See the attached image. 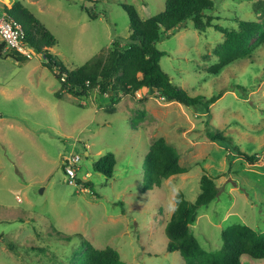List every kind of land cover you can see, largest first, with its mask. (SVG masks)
Instances as JSON below:
<instances>
[{
  "label": "rangeland",
  "instance_id": "obj_1",
  "mask_svg": "<svg viewBox=\"0 0 264 264\" xmlns=\"http://www.w3.org/2000/svg\"><path fill=\"white\" fill-rule=\"evenodd\" d=\"M14 1L53 34L50 53L73 69L105 53L113 41L127 40L129 18L122 4L133 5L145 19L162 11L165 0H0V8ZM253 1L213 0V23L230 29L239 19L259 20ZM222 40L213 27L198 31L186 20L156 43L166 52L161 68L190 95L223 92L208 116L194 106L160 101L151 91L132 96L94 88L81 98L56 97L60 82L41 53L32 50L29 58L16 61L4 46L0 264H77L82 238L98 249H116L124 264H185L178 251H166L164 226L177 190L195 198L201 168L216 178L218 194L198 209L191 225L200 245L218 250L221 231L235 223L264 231V43L251 57L209 73L217 61L212 49ZM206 121L211 131L231 137L230 146L207 138ZM158 137L177 149L187 171L144 190V157ZM232 144L253 154L254 161L240 157ZM107 152L116 158L111 177L92 169ZM70 154L80 157L76 177L90 180L92 189L67 182L63 159ZM243 264H264V259Z\"/></svg>",
  "mask_w": 264,
  "mask_h": 264
},
{
  "label": "trees",
  "instance_id": "obj_2",
  "mask_svg": "<svg viewBox=\"0 0 264 264\" xmlns=\"http://www.w3.org/2000/svg\"><path fill=\"white\" fill-rule=\"evenodd\" d=\"M121 6L129 18L127 40L113 41L112 47L105 53H100L73 69L57 61L50 53L56 39L28 7L20 1H14L10 6H3V12L7 18L19 23L28 46L43 55L44 64L60 82V89L54 93L56 97L68 93L75 98H81L88 96L94 88L102 94L111 90L132 96L138 91H158L164 102H177L185 107L194 106L206 116L209 115L211 104L223 92L219 91L209 98L192 96L175 84L160 66V58L166 55L165 51L156 47L161 36L176 29L186 20H191L192 26L198 31H204L207 27L220 31L223 40L212 49L217 61L207 68L212 74H217L233 61L251 57L254 49L264 43V0L252 2V9L260 12L257 17L259 20L239 19L236 21V28L230 29L213 23L216 18L210 14L214 8L213 0H165L162 11L145 19L140 18L133 5ZM84 10L90 18L95 17L91 10ZM4 46L2 41L0 55ZM8 56L16 61L27 59L16 50H11ZM205 125V134L210 141L223 147L230 146L231 137L225 131H211L208 121ZM232 150L246 161H254L253 154L246 153L237 145L232 144ZM115 163V155L107 152L92 163V169L105 177H111ZM144 164V190L160 186L169 176L187 171L180 164L177 149L163 137L152 141L145 154ZM75 183L82 189H92L93 186L90 180L77 177ZM198 189L192 200L188 199L182 189L176 191L172 214L164 226L166 251H178L185 264H243L244 259H264V231L258 232L246 224L235 223L225 227L221 231V247L216 251H207L200 245L191 225L197 218L198 209L210 203L218 194L216 178L204 168H201ZM81 243L83 250L77 264H124L119 252L110 246L98 249L84 238Z\"/></svg>",
  "mask_w": 264,
  "mask_h": 264
},
{
  "label": "built area",
  "instance_id": "obj_3",
  "mask_svg": "<svg viewBox=\"0 0 264 264\" xmlns=\"http://www.w3.org/2000/svg\"><path fill=\"white\" fill-rule=\"evenodd\" d=\"M0 38L4 41L7 50H16L26 58L31 56L32 49L24 39L21 26L13 19L6 17L3 12V7L0 8ZM154 93L158 100L164 102V98L158 93V91H155ZM79 160L80 157L78 154H70L63 159V171L69 184H75L76 169ZM19 199L20 198H18V200Z\"/></svg>",
  "mask_w": 264,
  "mask_h": 264
},
{
  "label": "crops",
  "instance_id": "obj_4",
  "mask_svg": "<svg viewBox=\"0 0 264 264\" xmlns=\"http://www.w3.org/2000/svg\"><path fill=\"white\" fill-rule=\"evenodd\" d=\"M30 4H34V2L32 1V2H29ZM86 153V152H85Z\"/></svg>",
  "mask_w": 264,
  "mask_h": 264
}]
</instances>
